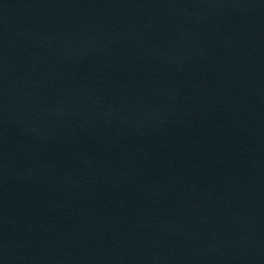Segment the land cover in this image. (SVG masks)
Returning a JSON list of instances; mask_svg holds the SVG:
<instances>
[{"label":"water","instance_id":"1","mask_svg":"<svg viewBox=\"0 0 264 264\" xmlns=\"http://www.w3.org/2000/svg\"><path fill=\"white\" fill-rule=\"evenodd\" d=\"M0 264H264V0H0Z\"/></svg>","mask_w":264,"mask_h":264}]
</instances>
